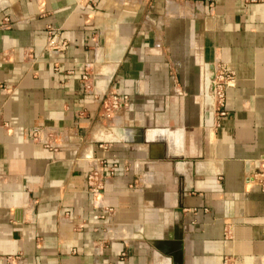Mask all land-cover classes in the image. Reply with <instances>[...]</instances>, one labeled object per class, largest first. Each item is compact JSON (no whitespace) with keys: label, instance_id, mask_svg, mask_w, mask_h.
Returning <instances> with one entry per match:
<instances>
[{"label":"crops","instance_id":"crops-1","mask_svg":"<svg viewBox=\"0 0 264 264\" xmlns=\"http://www.w3.org/2000/svg\"><path fill=\"white\" fill-rule=\"evenodd\" d=\"M262 165L264 0H0V264H264Z\"/></svg>","mask_w":264,"mask_h":264},{"label":"built area","instance_id":"built-area-1","mask_svg":"<svg viewBox=\"0 0 264 264\" xmlns=\"http://www.w3.org/2000/svg\"><path fill=\"white\" fill-rule=\"evenodd\" d=\"M46 34H47V41L46 45L53 49H61L64 47L65 42L64 40L60 39L55 41L56 30L54 27L47 25L46 26ZM82 79V87L86 89L88 87V73H83L81 76ZM234 78L232 72L229 70H225L221 68L214 72L213 76V88H212V101L211 105L214 106V110L218 112V114H222L224 111L222 109L224 103V88L232 84ZM108 107L106 108V114L112 111L114 108L117 107L118 103L121 102L125 95H117L115 93L108 94ZM29 135L31 138H41L39 129L32 128L29 130ZM114 166H107L108 174H110L113 170ZM105 176L100 172V169L92 166L86 174V181L89 190L93 193L98 192L101 188L103 183L105 182ZM246 180L249 182L254 183L257 185L261 190L264 191V165L257 168V170L249 172L246 175ZM226 263L227 260H223Z\"/></svg>","mask_w":264,"mask_h":264},{"label":"water","instance_id":"water-1","mask_svg":"<svg viewBox=\"0 0 264 264\" xmlns=\"http://www.w3.org/2000/svg\"><path fill=\"white\" fill-rule=\"evenodd\" d=\"M210 75H209V78H208V86H207V89L209 91V96H210V100L212 101V88H213V76H214V70L212 68V66H210Z\"/></svg>","mask_w":264,"mask_h":264}]
</instances>
